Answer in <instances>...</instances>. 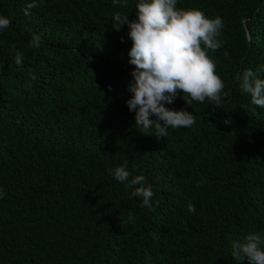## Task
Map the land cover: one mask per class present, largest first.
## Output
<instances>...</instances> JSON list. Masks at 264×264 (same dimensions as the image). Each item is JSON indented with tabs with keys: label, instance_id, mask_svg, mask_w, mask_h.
I'll use <instances>...</instances> for the list:
<instances>
[{
	"label": "trees",
	"instance_id": "obj_1",
	"mask_svg": "<svg viewBox=\"0 0 264 264\" xmlns=\"http://www.w3.org/2000/svg\"><path fill=\"white\" fill-rule=\"evenodd\" d=\"M30 2L0 0V264H249L233 243L264 236V108L239 78L264 67V0H178L222 18L224 91L219 108L180 92L165 107L196 123L161 138L126 104L132 41L113 16L135 19L139 0H37L26 16ZM125 160L155 212L110 173Z\"/></svg>",
	"mask_w": 264,
	"mask_h": 264
},
{
	"label": "clouds",
	"instance_id": "obj_2",
	"mask_svg": "<svg viewBox=\"0 0 264 264\" xmlns=\"http://www.w3.org/2000/svg\"><path fill=\"white\" fill-rule=\"evenodd\" d=\"M178 0H139L136 5V18L129 20V15L114 13L113 19L119 31L127 24L128 36L132 46L128 52L129 63L134 66L131 75L133 82L128 90L131 97L126 101L130 111L135 112V124L145 135L166 137L168 129L189 128L196 123L193 113L186 110H172L165 104H172L182 92L187 104L192 101L204 103L206 100L219 108L224 91V83L216 73V62L209 52H216L222 47L219 39L224 26L221 17H207L197 8H178ZM113 4L127 8V0H113ZM37 0L26 3L24 14L37 8ZM9 18L0 16V30L8 28ZM123 39V38H122ZM32 47H40V36L33 35ZM227 56L228 52L225 51ZM15 63H23V55L15 52ZM264 67L253 71L247 69L240 79L243 93L250 94L251 102L264 108V79L258 77ZM31 81L36 79L29 73ZM110 87V86H109ZM190 97V99H185ZM155 116L156 119L150 117ZM162 122V123H161ZM155 129L154 134L150 130ZM127 160L115 169H110L114 178L125 185L134 187L131 195L142 198V207L155 212L159 201L153 205L152 186L146 185V177L137 175L129 181L131 173L127 169ZM4 191L0 189V198ZM187 210L195 213V206L187 205ZM233 256L247 257L249 264H264V236L257 232L245 235L243 242L233 243Z\"/></svg>",
	"mask_w": 264,
	"mask_h": 264
}]
</instances>
